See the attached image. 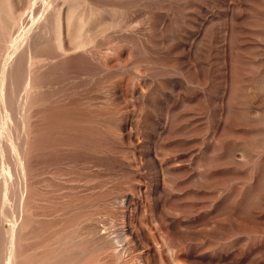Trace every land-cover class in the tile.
Masks as SVG:
<instances>
[{
	"label": "rangeland",
	"instance_id": "374dc122",
	"mask_svg": "<svg viewBox=\"0 0 264 264\" xmlns=\"http://www.w3.org/2000/svg\"><path fill=\"white\" fill-rule=\"evenodd\" d=\"M0 264H264V0H0Z\"/></svg>",
	"mask_w": 264,
	"mask_h": 264
},
{
	"label": "bare ground",
	"instance_id": "6f19581e",
	"mask_svg": "<svg viewBox=\"0 0 264 264\" xmlns=\"http://www.w3.org/2000/svg\"><path fill=\"white\" fill-rule=\"evenodd\" d=\"M128 234L133 237L134 236V233L131 231V230H128Z\"/></svg>",
	"mask_w": 264,
	"mask_h": 264
}]
</instances>
